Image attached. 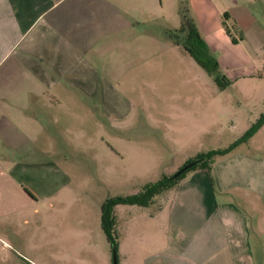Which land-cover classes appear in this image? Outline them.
Returning a JSON list of instances; mask_svg holds the SVG:
<instances>
[{
	"label": "crops",
	"instance_id": "obj_1",
	"mask_svg": "<svg viewBox=\"0 0 264 264\" xmlns=\"http://www.w3.org/2000/svg\"><path fill=\"white\" fill-rule=\"evenodd\" d=\"M184 1L0 0V219L18 223L20 215L55 204L70 213L58 217L70 234L92 217L72 214V176L47 157V148L56 147L60 133L82 147L113 148L111 130L115 146L137 147L123 134L132 128L135 95L149 93L154 125L176 131L173 117L185 119L189 95L170 92L183 78L164 74L175 55L188 54L169 37L181 27ZM214 1L188 0L197 18ZM200 100L212 104V126L240 123L215 116L214 110L229 109L222 94ZM245 144L249 152L233 150L211 173L197 170L171 189L170 204L148 216L154 248L134 264H257L251 237L261 214L258 242H264V125Z\"/></svg>",
	"mask_w": 264,
	"mask_h": 264
},
{
	"label": "rangeland",
	"instance_id": "obj_2",
	"mask_svg": "<svg viewBox=\"0 0 264 264\" xmlns=\"http://www.w3.org/2000/svg\"><path fill=\"white\" fill-rule=\"evenodd\" d=\"M244 1L206 3L201 18L193 15L188 0L181 5L180 20L184 9L192 30L201 41L202 47L198 48L215 60L224 86H218L189 54L175 55L164 75L174 78V82L183 78L182 83H173L170 92L184 91L189 95L184 101L187 108L185 119L183 115L173 117L171 125H176V131L165 130L164 124L161 128L154 125L157 115H154L147 93L146 96L131 97L129 126L132 128L123 132L127 140L138 143L137 147L123 143L116 147L113 141L116 134L112 130L109 144L113 148L105 143L82 147L70 141V133H60L62 139H58L56 147L47 148V157L56 160L58 166L72 176L67 185L71 191L72 199L69 198L68 202L72 214L92 217L77 223L70 234H65L66 227L64 224L59 227L58 223L59 216L64 218V213H70L56 211L55 204L43 206L37 213L20 215L18 223L11 218L0 219V264H113L114 255L117 264H125V256L130 258L128 264H134L138 256L154 248L148 216L170 204L173 190L155 198L148 208L117 207L115 253L100 228L101 205L107 198L133 195L148 183L173 176L198 154L229 147L264 113V76L261 75L264 65V0ZM216 94H222L229 109L227 112L224 106L214 110L215 116L228 114L236 118L240 123L235 129L212 126V104L200 98H213ZM230 117L229 121L232 120ZM186 121L188 128L183 130ZM248 121L253 123L245 128ZM245 143L238 144L234 150L249 152ZM195 171H190L186 177ZM82 207L84 211L80 212ZM257 216L256 213L251 246L255 262L264 264L261 260L264 255L260 256L264 242H258L261 240V214Z\"/></svg>",
	"mask_w": 264,
	"mask_h": 264
},
{
	"label": "trees",
	"instance_id": "obj_3",
	"mask_svg": "<svg viewBox=\"0 0 264 264\" xmlns=\"http://www.w3.org/2000/svg\"><path fill=\"white\" fill-rule=\"evenodd\" d=\"M181 27L178 31L170 32L169 37H171L174 42L181 45L183 49L194 59V61L204 68L206 72L212 76L214 82L218 86H224L222 79L217 70V64L215 60L209 58L202 53V50L198 47L201 46V41L199 36L192 30L190 21L186 11L181 10ZM202 47V46H201ZM264 125V113L260 116L255 124H253L244 136L236 140L229 147L225 149H218L213 151H208L206 153L198 154L195 158L189 160L183 167L194 163L187 170L183 171L181 174L174 176L178 171L170 177H163L161 180L155 183H148L136 194L129 196H116L107 198L101 205V217L100 225L107 241L110 243L113 252L117 250V241L115 235V216L114 210L118 205H132L142 208L149 207L157 197H161L166 192L177 187L186 177V174L194 170H205L211 173L212 166L218 158L225 157L229 155L238 144L245 143L251 138L256 131Z\"/></svg>",
	"mask_w": 264,
	"mask_h": 264
},
{
	"label": "water",
	"instance_id": "obj_4",
	"mask_svg": "<svg viewBox=\"0 0 264 264\" xmlns=\"http://www.w3.org/2000/svg\"><path fill=\"white\" fill-rule=\"evenodd\" d=\"M194 163H191L189 165H186L185 167H183L181 170H179L174 176H177L179 174H181L183 171L187 170L189 167H191ZM113 264H117V260L115 255L113 256Z\"/></svg>",
	"mask_w": 264,
	"mask_h": 264
},
{
	"label": "built area",
	"instance_id": "obj_5",
	"mask_svg": "<svg viewBox=\"0 0 264 264\" xmlns=\"http://www.w3.org/2000/svg\"><path fill=\"white\" fill-rule=\"evenodd\" d=\"M261 75L264 76V65H263V70H262V74Z\"/></svg>",
	"mask_w": 264,
	"mask_h": 264
}]
</instances>
